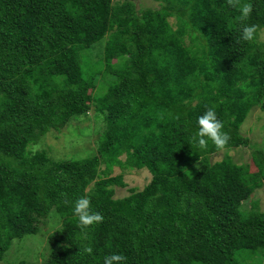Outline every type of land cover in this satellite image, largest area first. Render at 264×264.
<instances>
[{
	"label": "trees",
	"instance_id": "1",
	"mask_svg": "<svg viewBox=\"0 0 264 264\" xmlns=\"http://www.w3.org/2000/svg\"><path fill=\"white\" fill-rule=\"evenodd\" d=\"M154 1L0 0V260L54 211L61 226L40 264L113 253L126 258L114 264H264V210L244 205L264 177V140L240 132L253 108L264 113V0ZM93 107L104 119L95 153L32 150ZM209 107L229 137L219 149L191 142ZM242 145L255 171L228 153L212 159ZM114 166L150 179L115 196L126 183L107 176ZM81 197L102 220L81 223Z\"/></svg>",
	"mask_w": 264,
	"mask_h": 264
},
{
	"label": "rangeland",
	"instance_id": "2",
	"mask_svg": "<svg viewBox=\"0 0 264 264\" xmlns=\"http://www.w3.org/2000/svg\"><path fill=\"white\" fill-rule=\"evenodd\" d=\"M141 7H156L158 2L154 0H136ZM174 18H170L173 23ZM174 24V23H173ZM264 39V32L262 33ZM187 41V40H186ZM104 41L95 45V52L102 51ZM117 47L123 49L121 44ZM114 59L113 62H116ZM104 124L103 115L93 107L86 116L73 119L60 132L50 131L42 135L32 150L44 151L53 159H80L89 156L97 151L98 139L100 135L99 126ZM242 135L248 137L250 141L261 143L264 140V113L258 108H253L240 126ZM252 148L248 146H238L228 150L222 149L212 155V159H220L228 153L235 162L249 164V169L255 171L256 168L251 159ZM103 162L99 166V178H102V171L105 168ZM122 173L125 186L115 185V196H125L129 193V188H142L150 179V173L145 169H128L123 171L120 167L114 166L107 176H114ZM264 210V177L259 187H256L244 205L249 208L252 204ZM39 231L36 234H29L23 239L14 240L9 250L5 253L0 264H20V262H30L40 264L48 253L47 236L54 230L60 228L61 218L54 212L44 218L39 224Z\"/></svg>",
	"mask_w": 264,
	"mask_h": 264
},
{
	"label": "clouds",
	"instance_id": "3",
	"mask_svg": "<svg viewBox=\"0 0 264 264\" xmlns=\"http://www.w3.org/2000/svg\"><path fill=\"white\" fill-rule=\"evenodd\" d=\"M251 12V7L245 6L241 10L243 16H247ZM255 25H245L241 30V37L245 41H251L255 38ZM223 122L217 118L214 108L209 107L197 119V128L192 136V143L199 145L201 148H206L208 141L211 140L213 144L219 149L222 148L228 141L229 137L222 131ZM74 212L79 216L83 225L91 224L92 222L103 219L100 213L92 212L90 208V199L88 197L79 198L74 205ZM89 253L91 248L86 249ZM126 258L119 254L113 253L105 259V264H114V262L124 261Z\"/></svg>",
	"mask_w": 264,
	"mask_h": 264
}]
</instances>
